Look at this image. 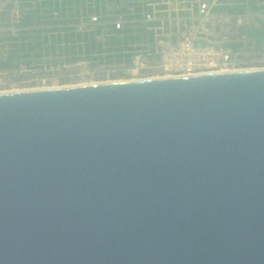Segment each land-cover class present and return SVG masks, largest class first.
Segmentation results:
<instances>
[{"label":"water","instance_id":"water-1","mask_svg":"<svg viewBox=\"0 0 264 264\" xmlns=\"http://www.w3.org/2000/svg\"><path fill=\"white\" fill-rule=\"evenodd\" d=\"M0 264H264V67L0 91Z\"/></svg>","mask_w":264,"mask_h":264},{"label":"trees","instance_id":"trees-1","mask_svg":"<svg viewBox=\"0 0 264 264\" xmlns=\"http://www.w3.org/2000/svg\"><path fill=\"white\" fill-rule=\"evenodd\" d=\"M122 1L19 0L17 9L5 11L0 0V73L65 68L82 61L91 67L115 63L129 68L134 67L135 56L139 53L160 61L155 43L159 29L154 27L162 22L143 18L146 12L154 10L159 16L160 8L166 7L165 0H145L143 8L140 2L127 0L136 4L135 9H128L127 3ZM149 2L157 4L154 7ZM186 5L191 8L180 10L181 13H189L191 9L197 11L199 0H189ZM113 6H119L120 10L111 9ZM248 7L264 10V0H219L213 6L217 11L242 15ZM92 15H98L97 22L91 21ZM118 18L124 19L121 27L113 23ZM237 29L238 35L248 38L246 45L264 50L263 17L254 14ZM204 37L203 34L197 42L206 43ZM242 45L241 40L225 43L233 49Z\"/></svg>","mask_w":264,"mask_h":264},{"label":"rangeland","instance_id":"rangeland-1","mask_svg":"<svg viewBox=\"0 0 264 264\" xmlns=\"http://www.w3.org/2000/svg\"><path fill=\"white\" fill-rule=\"evenodd\" d=\"M113 1V0H109ZM133 3L140 2V7H145V0H132ZM166 7L160 8L158 13L159 16L166 17L167 21L166 27L172 29H181V25L187 13H181L180 10H186L189 0H165ZM206 1L208 4L217 5L219 0H201ZM234 1V0H233ZM185 4H183V3ZM19 0H1V5L5 7V11H11L17 9ZM122 3H127L126 7L128 9H135L136 4L130 3L127 0H123ZM164 3V2H163ZM234 3H240L235 1ZM120 6V5H119ZM113 6L111 9L116 11L120 10V7ZM7 8V9H6ZM120 13V12H119ZM157 14V13H156ZM260 15L264 18V10H252L247 9L246 13L242 15L244 23L250 20V16ZM226 28V27H224ZM1 29V27H0ZM212 34H204L206 37V43L215 45H224L226 43L223 41V33L220 28H213ZM231 33L234 34L235 40L237 39L238 31L237 29H231ZM244 35V34H243ZM244 45L238 47L237 49H231L232 63L230 67L221 66H207V67H191V68H181L178 64L161 63L155 59L146 58L145 66L138 67H125L121 64H99L91 67L87 62H78L72 65H66L65 68L52 67L44 69H22L18 72L12 74L3 72L0 73V91L7 90H20L29 88H41V87H58L64 85H75L84 83H94L100 81H113V80H131V79H142L155 76H171L179 74H189V73H202V72H212L219 70H235L236 68H256L264 67V50H258L254 48L253 45H246L248 38H241ZM224 68V69H223ZM228 68V69H227ZM235 68V69H234Z\"/></svg>","mask_w":264,"mask_h":264},{"label":"built area","instance_id":"built-area-1","mask_svg":"<svg viewBox=\"0 0 264 264\" xmlns=\"http://www.w3.org/2000/svg\"><path fill=\"white\" fill-rule=\"evenodd\" d=\"M149 4L155 7L157 3L149 2ZM213 6L206 1L199 0L198 10L194 11L191 9L187 13L188 15H186L181 29L179 27L177 30L166 27V17L156 16V10L145 13L143 20L160 19L162 22V25L154 27L155 29H159V32H156L155 43L161 63H175L181 68L195 66L230 67L232 63L231 49L225 46V43L224 45L217 46L212 43L200 44L197 41L202 38L203 34H212L213 28H220L222 30L221 33H223V41L226 43L231 40L239 42L242 37L245 38V35L237 34V39L235 40V35L231 33V29H237L239 25L244 23V19L242 18V14L217 11ZM190 8L187 7V9ZM91 21L97 22L98 15H92ZM123 21V18H118L113 23H115L116 27H121ZM146 58H148V54L146 53L137 54L134 59V67L140 68L145 66L144 62Z\"/></svg>","mask_w":264,"mask_h":264},{"label":"bare ground","instance_id":"bare-ground-1","mask_svg":"<svg viewBox=\"0 0 264 264\" xmlns=\"http://www.w3.org/2000/svg\"><path fill=\"white\" fill-rule=\"evenodd\" d=\"M224 69V68H223ZM228 69V68H227ZM235 69V68H234ZM237 69V68H236ZM239 69H243V68H239ZM219 71H229V70H219ZM212 72H215V71H212ZM202 73H204V72H202ZM189 74H196V73H189ZM179 75H182V74H179ZM155 77H157V76H155ZM131 80H136V79H131ZM46 87V86H45ZM45 87H41V88H45ZM52 87V86H51ZM56 87V86H55ZM30 89V88H29ZM7 91H9V90H7ZM14 91V90H13Z\"/></svg>","mask_w":264,"mask_h":264}]
</instances>
